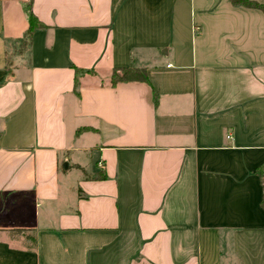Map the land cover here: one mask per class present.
I'll list each match as a JSON object with an SVG mask.
<instances>
[{
    "label": "crops",
    "instance_id": "crops-1",
    "mask_svg": "<svg viewBox=\"0 0 264 264\" xmlns=\"http://www.w3.org/2000/svg\"><path fill=\"white\" fill-rule=\"evenodd\" d=\"M28 1L0 0V264H264V0H31L20 51Z\"/></svg>",
    "mask_w": 264,
    "mask_h": 264
},
{
    "label": "trees",
    "instance_id": "trees-1",
    "mask_svg": "<svg viewBox=\"0 0 264 264\" xmlns=\"http://www.w3.org/2000/svg\"><path fill=\"white\" fill-rule=\"evenodd\" d=\"M247 5L254 6L252 2H247ZM24 11L26 14L27 22H28V28L24 32L23 38L20 45V51L22 48H26V46L30 43L32 32L35 28L42 26L43 24L37 20V17L34 15L32 11V4L31 0L26 2L24 4ZM11 65L12 60L10 55H7L6 58V69L7 72H11ZM80 71H83L81 69L75 68V80ZM146 72L143 69L133 68V67H127V68H120V69H113L110 76V82L111 84H115L117 82L121 81H134V80H146ZM262 204L264 205V194H263V200Z\"/></svg>",
    "mask_w": 264,
    "mask_h": 264
},
{
    "label": "built area",
    "instance_id": "built-area-1",
    "mask_svg": "<svg viewBox=\"0 0 264 264\" xmlns=\"http://www.w3.org/2000/svg\"><path fill=\"white\" fill-rule=\"evenodd\" d=\"M227 137H231V135H230V134H228V135H227Z\"/></svg>",
    "mask_w": 264,
    "mask_h": 264
}]
</instances>
